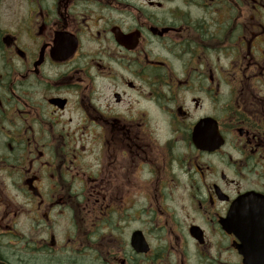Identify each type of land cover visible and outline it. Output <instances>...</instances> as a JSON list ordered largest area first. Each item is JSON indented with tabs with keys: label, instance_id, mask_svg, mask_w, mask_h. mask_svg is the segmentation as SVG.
<instances>
[{
	"label": "flooded vegetation",
	"instance_id": "obj_1",
	"mask_svg": "<svg viewBox=\"0 0 264 264\" xmlns=\"http://www.w3.org/2000/svg\"><path fill=\"white\" fill-rule=\"evenodd\" d=\"M0 264H264V0H0Z\"/></svg>",
	"mask_w": 264,
	"mask_h": 264
},
{
	"label": "water",
	"instance_id": "obj_2",
	"mask_svg": "<svg viewBox=\"0 0 264 264\" xmlns=\"http://www.w3.org/2000/svg\"><path fill=\"white\" fill-rule=\"evenodd\" d=\"M238 223L239 222H234L231 219L227 222V227L241 239L242 242H241V245L238 246V249H239V252L243 255V260L245 261L246 256H245L244 241H245V229L246 228H245V225H241Z\"/></svg>",
	"mask_w": 264,
	"mask_h": 264
}]
</instances>
